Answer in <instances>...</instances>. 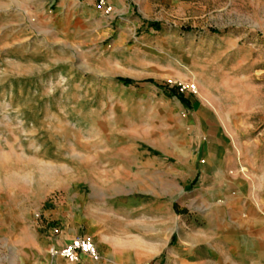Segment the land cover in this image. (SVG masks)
I'll return each mask as SVG.
<instances>
[{"label": "crops", "instance_id": "obj_1", "mask_svg": "<svg viewBox=\"0 0 264 264\" xmlns=\"http://www.w3.org/2000/svg\"><path fill=\"white\" fill-rule=\"evenodd\" d=\"M110 1L119 14L116 27L94 5L89 11L102 39L122 50V57L104 58L97 70L114 72L117 82L98 86L92 127L74 147L61 150L90 158L92 175L64 186L44 176L36 187L35 168L28 171L21 190L27 212L0 214L17 264H264L261 138L236 136L234 124L242 135L250 128L232 101L210 97L204 85L193 94L167 83L199 79V68L170 72L180 68L143 55L131 63L124 50L137 29L172 26L126 15V0ZM159 41L142 38L138 44L158 51ZM30 148L24 154L50 175L48 146L35 142ZM78 236H92L97 260L51 254Z\"/></svg>", "mask_w": 264, "mask_h": 264}, {"label": "rangeland", "instance_id": "obj_2", "mask_svg": "<svg viewBox=\"0 0 264 264\" xmlns=\"http://www.w3.org/2000/svg\"><path fill=\"white\" fill-rule=\"evenodd\" d=\"M126 3L131 5L126 15L172 26L156 31L145 24L137 29L124 50L130 62L143 55L180 68L169 67L170 72L199 68L204 72L199 79L170 78L167 83L180 93L193 94L204 85L210 97L232 101L250 128L242 135L234 124L233 132L239 138L259 137L264 147V0ZM92 5L116 27L119 14L110 0L104 4L98 0H0V150L6 148L8 153L0 154L1 215L27 212L21 190L28 184L31 169L35 168L36 187L43 186L44 176L50 177L53 186H64L92 175L90 158L61 154L92 127L101 95L98 86L117 82L114 72H97L102 61L111 55L123 56L96 30L89 11ZM142 38L160 40L158 51L139 46ZM160 49L169 50V55L162 57ZM35 142L48 146L50 175L24 154ZM17 261L12 239L0 230V264Z\"/></svg>", "mask_w": 264, "mask_h": 264}, {"label": "built area", "instance_id": "obj_3", "mask_svg": "<svg viewBox=\"0 0 264 264\" xmlns=\"http://www.w3.org/2000/svg\"><path fill=\"white\" fill-rule=\"evenodd\" d=\"M101 4L105 3V0H98ZM110 9V8H108ZM186 88V87H185ZM184 88V89H185ZM192 90H196V86L192 85ZM182 89V90H184ZM51 254L58 255L66 258L70 261L79 260L80 254H86L92 259L97 260L99 258V252L91 236H78L72 240V242L64 245L60 249H52Z\"/></svg>", "mask_w": 264, "mask_h": 264}, {"label": "trees", "instance_id": "obj_4", "mask_svg": "<svg viewBox=\"0 0 264 264\" xmlns=\"http://www.w3.org/2000/svg\"><path fill=\"white\" fill-rule=\"evenodd\" d=\"M126 81H129V80L126 79Z\"/></svg>", "mask_w": 264, "mask_h": 264}]
</instances>
